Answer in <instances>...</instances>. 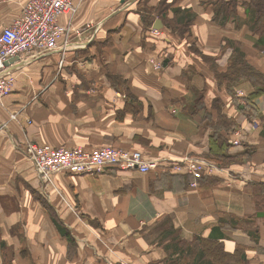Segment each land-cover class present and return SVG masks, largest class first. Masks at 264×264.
Segmentation results:
<instances>
[{"label":"crops","instance_id":"crops-1","mask_svg":"<svg viewBox=\"0 0 264 264\" xmlns=\"http://www.w3.org/2000/svg\"><path fill=\"white\" fill-rule=\"evenodd\" d=\"M28 1L0 3V33ZM247 1L86 0L73 27H91L68 51L8 66L16 83L0 104V264H218L219 245L226 255L240 248L237 264H264V96L247 119L238 93L254 85L220 86L216 76L238 52L264 74V33ZM175 16L183 37L167 25ZM218 112L237 124L225 167L207 159L214 134L226 135ZM28 142L115 147L157 165L45 181ZM195 161L212 171L196 177Z\"/></svg>","mask_w":264,"mask_h":264},{"label":"built area","instance_id":"built-area-1","mask_svg":"<svg viewBox=\"0 0 264 264\" xmlns=\"http://www.w3.org/2000/svg\"><path fill=\"white\" fill-rule=\"evenodd\" d=\"M19 1L0 0V3ZM84 1L29 0L22 7L21 17L2 30L0 33V104L2 106L12 94L16 81L14 74L7 66L8 62L14 58L22 59L35 54H49L57 50L68 51L70 39L75 33L71 23L79 5ZM62 16H68L70 19L66 27L60 24ZM155 67L161 69L162 65L156 64ZM238 96L241 98L245 94L240 92ZM13 118L16 119L17 116ZM25 153L45 181H51L52 175L64 172L77 175H100L114 170L148 174L157 165L139 152L130 153L115 147H104L90 152L80 148H54L28 142ZM174 169L181 170L180 167ZM191 170H194L192 173L199 178L204 171H212V165L205 161H195Z\"/></svg>","mask_w":264,"mask_h":264},{"label":"trees","instance_id":"trees-1","mask_svg":"<svg viewBox=\"0 0 264 264\" xmlns=\"http://www.w3.org/2000/svg\"><path fill=\"white\" fill-rule=\"evenodd\" d=\"M244 5H247L248 7L247 9H249L248 11L250 13L251 23L254 24L255 23L257 24L259 22L262 23L260 24L259 27H257V29H255L256 25L252 26L253 30L262 29L261 32L264 33V0H249L246 3H244ZM142 10L143 8L140 11ZM218 13H219L218 15H222V14L225 15L226 11L219 9ZM173 19H174L173 22L171 21L172 23L171 24L167 23V25H169V28L171 29L172 32H176L181 37H183L188 31L187 27L183 25H179V20L177 19L176 16ZM147 24L149 26L151 25V23H147ZM238 63L241 64L243 63L245 65L236 67ZM216 76L218 78L217 81L220 86L226 83L227 85L230 86V87L228 86L229 88H231L232 86L236 88L238 87L241 80H247L250 82V84L254 85L255 90L247 94L246 96L242 97L245 98V105H242L241 102V105H239L238 107V108H241V106L243 107L244 109L243 113L247 117V119L251 117L254 114V112H256V105H255L256 100L264 96V74L260 70H258V68L255 67L250 61H247L242 53L238 52L236 54L234 53L227 71L224 73L223 71L220 72V70H216ZM121 82H122L121 80L116 78L115 83L121 84ZM234 89L233 91L235 92ZM218 114L220 116V119L219 122L216 123V125L214 126H216V129L226 127L227 128L226 135H223L220 130H218L216 135L214 134V138L211 141V153L210 155L207 156V159L216 161L219 166L225 167L228 165V164L225 165L224 163L226 162L227 159V156L225 154L227 153V150H229L232 147L231 141L235 136L237 130V124L234 121L223 118L224 116L221 115L220 112H218ZM215 249H216L215 251L218 254V257L213 252L212 255L216 257L218 264H227L225 263L226 258L229 259L228 264H230V261H232L233 264H237L236 256L237 254H240L239 252L240 248L237 249L234 255H228V254L226 255L225 253L224 254L221 253L222 248L220 245L217 246Z\"/></svg>","mask_w":264,"mask_h":264},{"label":"rangeland","instance_id":"rangeland-1","mask_svg":"<svg viewBox=\"0 0 264 264\" xmlns=\"http://www.w3.org/2000/svg\"><path fill=\"white\" fill-rule=\"evenodd\" d=\"M85 1H86V0H85ZM85 1H84V2H85ZM143 3H144V2H143ZM82 4H83V2L79 5L78 10H79V8L81 7ZM82 6H83V5H82ZM164 6H168V5H166V4L164 5V4H163V5H162V8H164ZM78 12H79V11H77L76 14H78ZM76 14L74 15V18H75V16H76ZM74 18H73V20H74ZM73 20H72L71 26H72V29L75 30V33L73 34V37L70 39V42H73V41H74V37H75V39L78 38L77 35H82V34L86 31V29H87L88 27H91V25H87V26L85 25V26H83V29H76V28L73 27V26H74V25H73ZM173 20H174V19H173ZM173 20H169V18L166 17V22H167V23H170V24H171V23L173 22ZM171 21H172V22H171ZM164 23H165V22H164ZM86 24H87V23H86ZM92 24H94V23L92 22ZM260 24H262V23L259 22V25H258V26L256 25V26H255V29H257V27H259ZM68 25H69V24H68ZM88 29H89V28H88ZM261 30H262V29L258 30V32L261 33ZM75 34H76V36H75ZM243 65H245V64H243V63H242V64H241V63H238V65H236V67H238V66H243ZM230 74H231V73H230ZM14 77H15V76H14ZM15 79H16V77H15ZM15 83H16V81H15ZM14 86H15V84H14ZM13 89H14V87H13ZM12 92H13V91H12ZM4 106H5V105H4ZM11 115H12V114H11ZM13 116H14V115H13ZM13 116H10V117H13ZM25 154H26V153H25ZM191 171H194V170H191ZM194 187H195V186H194Z\"/></svg>","mask_w":264,"mask_h":264},{"label":"water","instance_id":"water-1","mask_svg":"<svg viewBox=\"0 0 264 264\" xmlns=\"http://www.w3.org/2000/svg\"><path fill=\"white\" fill-rule=\"evenodd\" d=\"M154 27H155L156 30H161V29H163L162 21H161V20H158V21L156 22V24H155ZM19 61H20V58H14V59H11V60L8 62L7 66H9V65H11V64H13V63H15V62H19Z\"/></svg>","mask_w":264,"mask_h":264}]
</instances>
